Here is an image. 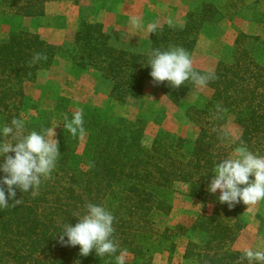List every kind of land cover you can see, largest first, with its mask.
<instances>
[{"label":"trees","instance_id":"1","mask_svg":"<svg viewBox=\"0 0 264 264\" xmlns=\"http://www.w3.org/2000/svg\"><path fill=\"white\" fill-rule=\"evenodd\" d=\"M49 1L0 0V24L9 27L0 38V129L13 118L25 122V133L53 127V113L27 96L24 85L59 57L80 70L93 69L97 86L106 90L108 99L139 102L146 85L154 84L148 65L153 50L183 47L191 56L202 25L222 17L214 3L202 1L187 13L183 25H158L146 46L132 49L114 44L101 21L81 16L72 40L57 46L21 23L43 16ZM37 52L46 53L47 60L29 66ZM263 56L264 38L237 34L229 60H220L212 70L217 79L206 86L210 95L185 105L184 116L198 128L194 139L159 129L147 146L143 140L147 116H117L98 106L72 105L59 98L56 108L63 115L55 139L61 157L37 196L17 189L16 198L23 202L0 209V264H115L114 257L100 258L95 251L84 257L78 245L58 243L63 225L75 226V216L84 214L86 203L112 212L114 238L130 256L127 264H151L161 244L170 241L166 248L174 251L173 238H186L183 258L200 264H241L243 252L231 250V245L244 226L247 206L242 202L229 209L218 196L210 212L197 214L189 226L160 227L155 217L171 212L170 193L175 186L183 187L186 197L205 201V180L236 147L244 145L264 156ZM155 86L175 105L194 88L190 82L179 89L168 82ZM77 111L83 112L82 137H73L64 128V117L70 120ZM230 118L240 130L236 139L224 129Z\"/></svg>","mask_w":264,"mask_h":264},{"label":"rangeland","instance_id":"2","mask_svg":"<svg viewBox=\"0 0 264 264\" xmlns=\"http://www.w3.org/2000/svg\"><path fill=\"white\" fill-rule=\"evenodd\" d=\"M202 1L214 3L222 17L202 25L191 54L193 67L212 71L220 60L228 61L234 39L239 32L264 38V0H50L46 3L43 16L24 18L21 23L23 28L36 32L46 41L59 46L72 40L79 18L85 16L101 21L114 44L137 49L147 45L150 23L168 24L167 21L171 18L174 25L181 26L187 13ZM132 16L141 18L143 23L140 29L131 27ZM8 28L7 25L0 24V38L6 35ZM96 79L97 73L93 69L80 70L65 58L59 57L50 69L38 71L35 80L25 83L24 89L26 95L36 100L41 108L53 113L52 128H55V133L63 115L56 108L62 97L72 105L86 103L106 109L117 116L134 118L136 115H145L149 119L143 139L147 146L159 129L194 139L198 128L184 116L183 110L185 105L193 103L200 96H209L211 92L207 87H194L175 105L167 101L154 84H147L139 102L121 104L108 99L106 90L97 86ZM152 119H157L158 122ZM224 129L231 139H236L240 132L232 118L227 121ZM233 155L234 152L231 157ZM214 175L215 173L205 180L206 190ZM207 192L206 200L201 201L186 197L183 194L184 188L175 186L170 193L171 212L168 215L157 214L155 220L158 225L189 226L197 214L209 213L220 193L219 190L215 194ZM242 222L244 226L233 241L231 250H264V201L247 207L242 215ZM172 240L174 251L166 248L170 241L161 244L154 251L151 264H200L196 259L182 257L186 238ZM129 257L127 254L126 260Z\"/></svg>","mask_w":264,"mask_h":264},{"label":"clouds","instance_id":"3","mask_svg":"<svg viewBox=\"0 0 264 264\" xmlns=\"http://www.w3.org/2000/svg\"><path fill=\"white\" fill-rule=\"evenodd\" d=\"M142 23L140 17H130L133 29H140ZM167 23L169 27H174L171 18ZM157 26L155 22L150 23L148 31L155 33ZM46 60V53L37 52L29 66ZM148 65L155 85L168 82L174 89H179L188 82L197 89H203L210 81L217 79L211 70L202 74L194 69L192 58L183 47L166 51L153 50ZM64 119V128L73 137L84 136L82 111L75 112L70 120L67 116ZM54 129L41 128L39 132L32 130L25 133V122L17 118L0 129V157H3L0 172L4 173L0 177V209L10 206L14 208L23 202L21 198H16L17 189L31 192L35 197L39 194L42 182L51 179L61 157ZM214 173L207 190L211 194L219 190V202L227 204L229 209L241 202L252 207L264 201V156L254 154L241 145L234 149L232 157L216 164ZM9 200L12 201L11 204ZM75 217L78 218L75 226L68 223L63 225L58 243L71 247L78 245L80 255L84 257L95 251L100 258L114 257L115 264H127V251L120 249L114 238L115 217L111 211L102 205L86 203L84 214ZM239 259L241 264L245 261L247 264H264V250L246 248Z\"/></svg>","mask_w":264,"mask_h":264}]
</instances>
